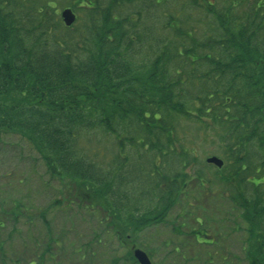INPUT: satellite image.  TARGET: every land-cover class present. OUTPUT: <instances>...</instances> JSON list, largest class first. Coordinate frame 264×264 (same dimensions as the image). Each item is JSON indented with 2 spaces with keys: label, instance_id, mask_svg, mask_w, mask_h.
Masks as SVG:
<instances>
[{
  "label": "trees",
  "instance_id": "1",
  "mask_svg": "<svg viewBox=\"0 0 264 264\" xmlns=\"http://www.w3.org/2000/svg\"><path fill=\"white\" fill-rule=\"evenodd\" d=\"M64 1L71 26L60 0H0V138L27 140L124 244L164 221L194 165L215 167L177 125L201 124L219 141L218 185L245 224V262L264 264V0H181L172 11L168 0ZM192 235L201 243L202 231ZM133 248L109 264H138Z\"/></svg>",
  "mask_w": 264,
  "mask_h": 264
},
{
  "label": "rangeland",
  "instance_id": "2",
  "mask_svg": "<svg viewBox=\"0 0 264 264\" xmlns=\"http://www.w3.org/2000/svg\"><path fill=\"white\" fill-rule=\"evenodd\" d=\"M180 1L168 0L164 11L168 6L167 10L172 11ZM64 2L60 0L55 7L58 16L63 8L70 7ZM177 125L180 135V129L188 132V139L181 140L190 153L195 149L199 162L204 163L210 155L222 157L219 141L204 139L203 125L184 119ZM40 162L27 140L15 133L1 135L0 219H7L0 235V256L3 252L7 264H39L40 255L43 264H109L125 255L131 246L147 252L153 264H199L203 262L195 259L192 263L190 259L209 256L219 264H247L241 247L245 224L230 197L220 192L215 167L194 165L195 173L190 171L192 179L187 189L164 221L121 244L101 210L78 205L67 194L71 189L68 182L62 186L51 179ZM197 169L205 181H211L212 193L201 186L200 178L195 176ZM15 204H19V210H14V218L10 209ZM193 230L202 231L198 237L201 243L193 239ZM180 250L185 258L180 256Z\"/></svg>",
  "mask_w": 264,
  "mask_h": 264
},
{
  "label": "water",
  "instance_id": "3",
  "mask_svg": "<svg viewBox=\"0 0 264 264\" xmlns=\"http://www.w3.org/2000/svg\"><path fill=\"white\" fill-rule=\"evenodd\" d=\"M59 16L61 17L64 26H71L76 20V15L70 7L63 8ZM205 162L214 165L217 168H220L223 165V160L215 155L207 156L205 158ZM132 252L138 264H153L150 262L151 260L147 253L142 249L135 247Z\"/></svg>",
  "mask_w": 264,
  "mask_h": 264
}]
</instances>
